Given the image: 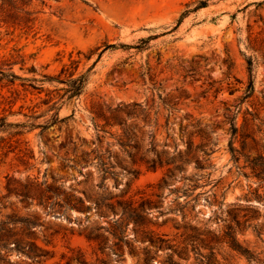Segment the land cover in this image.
Here are the masks:
<instances>
[{
    "label": "rangeland",
    "instance_id": "rangeland-1",
    "mask_svg": "<svg viewBox=\"0 0 264 264\" xmlns=\"http://www.w3.org/2000/svg\"><path fill=\"white\" fill-rule=\"evenodd\" d=\"M1 3L0 264H264V0Z\"/></svg>",
    "mask_w": 264,
    "mask_h": 264
},
{
    "label": "trees",
    "instance_id": "trees-1",
    "mask_svg": "<svg viewBox=\"0 0 264 264\" xmlns=\"http://www.w3.org/2000/svg\"><path fill=\"white\" fill-rule=\"evenodd\" d=\"M2 4L3 3L0 4V11L2 8L1 7ZM201 6H204V3H200V5L198 7H201ZM247 63H248V70H249V72H251V60L248 59ZM62 71H64V69L61 70V73H62ZM9 75L11 78H17V76L13 73H10ZM9 81L12 83V80H9ZM56 81H60V79H57ZM86 81H87V77L85 74L78 75L75 78L66 79V85H67L66 91L69 93L70 96L79 95L81 93V91L83 90ZM252 91H253V79H252V75H249V81H248V84H247L246 89H245V93H246L245 97L249 96L252 93ZM55 120H57V115H56V117L54 116V118L51 120V122H55ZM20 125H24V124H18V123L15 124V126H20ZM42 127H46V126H42ZM231 128H232L233 132L236 131V127L233 123H232ZM10 220L12 223L21 222V223H25L27 225L32 223L28 220L19 219L18 217H11ZM244 222L245 221L241 222L236 217V220H235L236 227H238V228L242 227L244 225ZM227 228H228V230L224 232L223 238L226 239V243H227L228 247L230 248V250L236 252L237 254H239L241 256H244L249 261L252 258H254L253 254L246 247H243L237 241L235 234H234V227L232 225H229ZM12 235L13 234L11 233V228H8L4 222L0 223V251L2 248H4V249L8 248V244L10 243V240H11L10 237ZM157 239H158V237H157ZM24 244L26 246L27 245L35 246L33 241L22 242L21 240L14 239V247H16L17 249L23 250ZM36 249H37V247H36ZM37 250L40 251L41 253H39V254L35 253L34 255H31V253H30L29 258L31 260H34L36 257H39L41 255H47V251H44L43 249H39V248ZM0 259H1V257H0ZM145 264H147V263H145Z\"/></svg>",
    "mask_w": 264,
    "mask_h": 264
}]
</instances>
